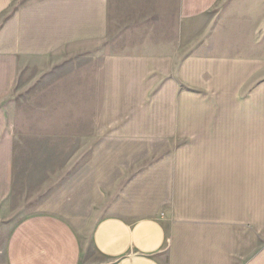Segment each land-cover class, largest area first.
<instances>
[{
	"label": "rangeland",
	"instance_id": "obj_1",
	"mask_svg": "<svg viewBox=\"0 0 264 264\" xmlns=\"http://www.w3.org/2000/svg\"><path fill=\"white\" fill-rule=\"evenodd\" d=\"M106 1V37L21 69L0 115V264L31 215L66 220L86 246L101 218L170 217L173 163L207 140L256 152L261 248L264 0H220L189 22L178 0Z\"/></svg>",
	"mask_w": 264,
	"mask_h": 264
},
{
	"label": "crops",
	"instance_id": "obj_2",
	"mask_svg": "<svg viewBox=\"0 0 264 264\" xmlns=\"http://www.w3.org/2000/svg\"><path fill=\"white\" fill-rule=\"evenodd\" d=\"M19 1L0 0V115L15 110L21 69L108 33L106 0ZM218 2L178 0V16L192 21ZM207 141L173 163L170 217L101 218L86 246L66 220L31 215L11 231L5 264H264L258 156L247 140Z\"/></svg>",
	"mask_w": 264,
	"mask_h": 264
}]
</instances>
